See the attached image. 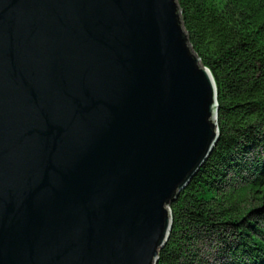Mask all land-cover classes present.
<instances>
[{
  "label": "water",
  "instance_id": "obj_1",
  "mask_svg": "<svg viewBox=\"0 0 264 264\" xmlns=\"http://www.w3.org/2000/svg\"><path fill=\"white\" fill-rule=\"evenodd\" d=\"M218 112L177 0H0V264H157Z\"/></svg>",
  "mask_w": 264,
  "mask_h": 264
},
{
  "label": "trees",
  "instance_id": "obj_2",
  "mask_svg": "<svg viewBox=\"0 0 264 264\" xmlns=\"http://www.w3.org/2000/svg\"><path fill=\"white\" fill-rule=\"evenodd\" d=\"M218 91L220 137L171 204L157 264H264V0H177Z\"/></svg>",
  "mask_w": 264,
  "mask_h": 264
}]
</instances>
